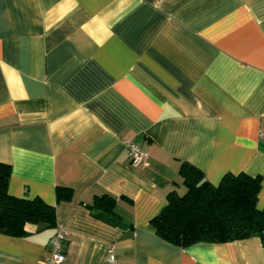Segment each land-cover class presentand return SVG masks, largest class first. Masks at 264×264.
Instances as JSON below:
<instances>
[{"label": "crops", "instance_id": "0c3cea01", "mask_svg": "<svg viewBox=\"0 0 264 264\" xmlns=\"http://www.w3.org/2000/svg\"><path fill=\"white\" fill-rule=\"evenodd\" d=\"M260 130L264 0H0L7 191L55 208L53 227L0 232V264H43L59 227L64 264H109L110 248L119 264H264L259 237L181 247L150 223L185 191L183 162L212 184L259 175L264 208ZM102 194L118 222L92 205Z\"/></svg>", "mask_w": 264, "mask_h": 264}, {"label": "trees", "instance_id": "16d2710c", "mask_svg": "<svg viewBox=\"0 0 264 264\" xmlns=\"http://www.w3.org/2000/svg\"><path fill=\"white\" fill-rule=\"evenodd\" d=\"M179 172L185 191H170L166 203L150 220L158 236L181 247L254 236L264 241V208L257 207L259 175L226 172L217 184H212L201 169L189 162H183ZM9 175L10 165L0 162V232L22 235L27 223L38 229L53 227L54 206L37 196L28 199L11 195L7 191ZM69 195L67 189L58 188V197ZM113 204L114 198L107 194L97 196L92 203L107 220L118 222Z\"/></svg>", "mask_w": 264, "mask_h": 264}, {"label": "built area", "instance_id": "2783aa9c", "mask_svg": "<svg viewBox=\"0 0 264 264\" xmlns=\"http://www.w3.org/2000/svg\"><path fill=\"white\" fill-rule=\"evenodd\" d=\"M260 138H264V130L258 132ZM126 150L132 166L146 163L148 153L133 141H126ZM64 231L59 227L50 240L49 253L46 255L43 264H64L66 255L63 249ZM106 260L109 264H119L118 260L110 248L107 252Z\"/></svg>", "mask_w": 264, "mask_h": 264}]
</instances>
